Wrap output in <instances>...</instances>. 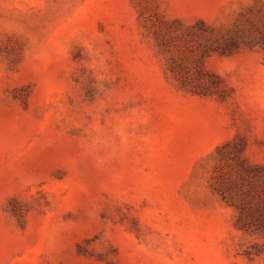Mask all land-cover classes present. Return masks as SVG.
I'll use <instances>...</instances> for the list:
<instances>
[{
    "label": "rangeland",
    "instance_id": "1",
    "mask_svg": "<svg viewBox=\"0 0 264 264\" xmlns=\"http://www.w3.org/2000/svg\"><path fill=\"white\" fill-rule=\"evenodd\" d=\"M0 264H264V0H0Z\"/></svg>",
    "mask_w": 264,
    "mask_h": 264
}]
</instances>
